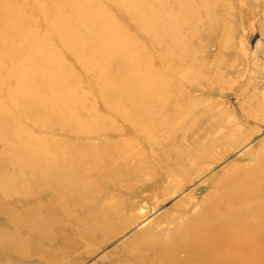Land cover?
<instances>
[{"label":"rangeland","instance_id":"obj_1","mask_svg":"<svg viewBox=\"0 0 264 264\" xmlns=\"http://www.w3.org/2000/svg\"><path fill=\"white\" fill-rule=\"evenodd\" d=\"M263 171L264 0H0V264H264Z\"/></svg>","mask_w":264,"mask_h":264},{"label":"bare ground","instance_id":"obj_2","mask_svg":"<svg viewBox=\"0 0 264 264\" xmlns=\"http://www.w3.org/2000/svg\"><path fill=\"white\" fill-rule=\"evenodd\" d=\"M18 141H19V140H17V142H18ZM24 142H25V141H24ZM262 158H263V157H261V160H262ZM259 160H260V159H259ZM254 161H255V160H254ZM256 162H257V161H256ZM256 162H255V163H256ZM259 163H260V162H259ZM246 165H247V164H246ZM256 165H257V164H256ZM252 166H253V165H252ZM250 168H252V167H250ZM243 170H244V169H243ZM246 170H247V169H246ZM263 172H264V171H263ZM240 173H241V172H240ZM242 174H243V173H242ZM256 175H257V174H256ZM256 175H255V176H256ZM262 175H263V174H261V176H262ZM259 176H260V175H259ZM262 178H263V177H262ZM258 179H260V178L257 177V180H258ZM225 180H226V179H225ZM231 180H232V179H231ZM254 180H256V179H253V178L251 179V181H253V182H254ZM228 181H229V180H228ZM224 182H225V181H224ZM246 182H247V181H246ZM246 182H245V183H246ZM222 183H223V182H222ZM254 183H255V182H254ZM226 184H227V183H226ZM242 184H244V183H242ZM217 186H219V185H217ZM239 186H240V185H239ZM239 186H236V187L239 188ZM217 188H218V187H217ZM240 189H242V188H240ZM243 189H244V188H243ZM249 189H250V188H245L243 192L238 193V194L235 195V196H230V197H228V200L230 199V200H229V202H230L229 204H231V203L233 202V200H235V199H237L238 201H240L241 204H246V203H250V202H252V201H254V200H259L260 198H263V197H264V192H263V193H262V192L260 193L259 190H258L259 192H256V191H254V190H249ZM217 190H218V189H217ZM233 190H234V189H233ZM235 190H236V189H235ZM237 190H238V189H237ZM237 190H236V191H237ZM263 191H264V189H263ZM232 192H233V191H232ZM227 194H228V192H227ZM233 194H235V193H233ZM229 195H230V193H229ZM225 197H226V196H225ZM215 200H216V199H215ZM215 200H214V201H215ZM218 200H219V199H218ZM222 201H223V200H222ZM212 203H213V202H212ZM215 203H216V201H215ZM258 214H260V213H258ZM258 214H257V215H258ZM200 215H202V214H200ZM260 215H261V214H260ZM198 216H199V215H198ZM250 216H251V215H250ZM253 217H254V216H253ZM248 218H249V217H248ZM238 219H241V218H238ZM263 219H264V218H263ZM138 220H139V219H138ZM193 220H195V219L193 218ZM193 220H191V221H193ZM196 221H197V220H196ZM241 221H242V219H241ZM261 221H262V220H261ZM187 222H190V221H187ZM187 222H186V223H187ZM233 222H234V221H233ZM263 222H264V221H263ZM186 223H185V224H186ZM150 224H152V222H151ZM150 224H149V225H150ZM153 224H154V223H153ZM185 224H184V225H185ZM244 224H245V223H244ZM187 225H188V223H187ZM248 225H250V224H248ZM263 225H264V224H263ZM182 226H183V225H182ZM148 227H149V226H148ZM243 227H244V226H243ZM243 227H241V228L243 229ZM255 227H256V226H255ZM255 227H254V228H255ZM263 227H264V226H263ZM179 228H180V227H179ZM247 228H248V226H247ZM261 228H262V227H261ZM163 229H164V228H163ZM176 229H177V228H176ZM183 229H185V228H183ZM187 229H188V228H187ZM189 229H190V228H189ZM234 229H235V228H234ZM245 229H246V227H245ZM262 229H263V228H262ZM146 230H147V229H146ZM177 230H178V229H177ZM177 230H176V231H177ZM179 230H180V229H179ZM263 230H264V229H263ZM140 231H141V230H140ZM159 231H160V230H159ZM159 231H158V232H159ZM186 231H187V230H186ZM206 231H207V233H208V232H209V233H211V232L213 233L214 231L217 232L218 230H216V228H213V229H207ZM226 231H227V230H226ZM255 231H256V229H255ZM259 231H260V230H259ZM180 232H183V231L181 230ZM234 232H235V230H234ZM189 233H190V232H189ZM193 233H194V232H193ZM193 233H192V234H193ZM230 233H231V232H230ZM232 233H233V232H232ZM240 233H241V232H240ZM168 234H169V233H168ZM170 234H171V233H170ZM170 234H169V235H170ZM183 234H185V233H183ZM183 234H182V235H183ZM204 234H205V233H204ZM213 234H214V233H213ZM258 234H260V233H258ZM146 235H147V234H146ZM216 235H217V234H216ZM180 236H181V235H180ZM164 237H165V236H164ZM176 237H177V235H176ZM207 237H208V235H207ZM161 238H162V237H161ZM174 238H175V237H174ZM235 238H236V237H235ZM159 239H160V238H159ZM169 239H170V238H169ZM214 239H215V238H214ZM216 239H217V238H216ZM226 239H227V238H226ZM247 239H249V238H247ZM258 239H259V238H258ZM160 240H161V239H160ZM173 240H175V239H173ZM183 240H184V239H183ZM193 240H194V239H193ZM193 240H192V242L195 241V240H194V241H193ZM196 240H197V238H196ZM199 240H200V239H199ZM204 240H205V236H204ZM206 240H207V239H206ZM206 240H205V241H206ZM211 240H212V239H211ZM263 240H264V239H263ZM134 241H135V240H134ZM164 241H165V240H164ZM200 241H201V240H200ZM223 241H225V240H223ZM151 242H152V241H151ZM165 242H167V241H165ZM178 242H179V241H178ZM235 242H236V241H235ZM257 242H258V240H257ZM259 242H261V241H259ZM146 243H147V241H146ZM149 243H150V242H149ZM167 243H168V242H167ZM167 243H166V244H167ZM175 243H176V242H175ZM185 243H186V242H185ZM185 243H184V246H186ZM215 243H216V242H215ZM217 243H218V241H217ZM217 243H216V244H217ZM222 243H223V242H222ZM225 243H226V242H225ZM241 243H242V242H240V244H241ZM255 243H256V242H255ZM162 244H163V243H162ZM190 244H191V243H190ZM262 244H263V243H262ZM123 245H124V244H123ZM127 245H128V244H127ZM176 245H177V243H176ZM193 245H194V244H193ZM193 245H192V246H193ZM206 245H207V244H206ZM260 245H261V244H260ZM204 246H205V245H204ZM214 246H215V245H214ZM232 246H233V245H232ZM143 247H144V246H143ZM164 248H165V246L163 247V249H164ZM228 248H229V247H228ZM91 249H92V248H91ZM137 249H138V248H137ZM182 249H183V247H182ZM164 250H165V249H164ZM164 250H163V251H164ZM191 250H192V249H191ZM169 251H170V250H169ZM181 251H182V250H181ZM218 251H219V250H218ZM218 251H217V252H218ZM164 252H165V251H164ZM171 252H172V250H171ZM184 252H185V251H184ZM163 254H164V253H163ZM163 254H161V255H163ZM70 255H71V254H70ZM90 255H91V254H90ZM159 256H160V255H159ZM164 257H165V256H164ZM164 257H161V258H164ZM177 257H178V256H177ZM177 257H176V258H177ZM66 258H67V257H66ZM156 259H157V258H156ZM175 263H177V262H175ZM53 264H55V263H53ZM74 264H75V263H74ZM178 264H179V263H178ZM187 264H188V263H187Z\"/></svg>","mask_w":264,"mask_h":264}]
</instances>
